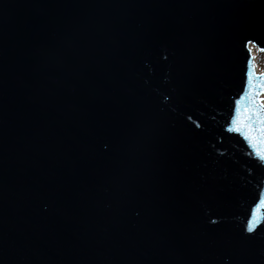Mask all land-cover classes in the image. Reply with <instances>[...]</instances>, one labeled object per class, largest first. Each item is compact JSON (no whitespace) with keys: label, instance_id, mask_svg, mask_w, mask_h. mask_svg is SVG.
Wrapping results in <instances>:
<instances>
[{"label":"water","instance_id":"1","mask_svg":"<svg viewBox=\"0 0 264 264\" xmlns=\"http://www.w3.org/2000/svg\"><path fill=\"white\" fill-rule=\"evenodd\" d=\"M253 43L264 0H0V264H264Z\"/></svg>","mask_w":264,"mask_h":264},{"label":"snow or ice","instance_id":"2","mask_svg":"<svg viewBox=\"0 0 264 264\" xmlns=\"http://www.w3.org/2000/svg\"><path fill=\"white\" fill-rule=\"evenodd\" d=\"M237 113L239 114V102H237ZM232 123L237 126L229 128L228 130L242 134L253 146L258 143L261 146L260 159L264 160V104L261 105V109L255 117L249 113L243 120L233 118ZM257 123L259 127H256ZM262 203H264V201H262ZM213 223H215V221H213ZM248 231H253L252 223H249Z\"/></svg>","mask_w":264,"mask_h":264},{"label":"rangeland","instance_id":"3","mask_svg":"<svg viewBox=\"0 0 264 264\" xmlns=\"http://www.w3.org/2000/svg\"><path fill=\"white\" fill-rule=\"evenodd\" d=\"M251 53L256 71L264 74V52L259 47L251 45ZM261 101L264 102V94L261 95Z\"/></svg>","mask_w":264,"mask_h":264},{"label":"bare ground","instance_id":"4","mask_svg":"<svg viewBox=\"0 0 264 264\" xmlns=\"http://www.w3.org/2000/svg\"><path fill=\"white\" fill-rule=\"evenodd\" d=\"M254 44V43H253ZM253 44H251V45H253ZM251 45L249 46V48H250V51H251ZM254 46H255V44H254ZM260 48V47H259ZM261 49V48H260ZM263 52H264V50L263 49H261ZM251 55H252V53H251ZM253 66H254V63H253ZM254 70L256 71V69H255V66H254ZM257 72V71H256ZM259 92V91H258ZM264 94V89L263 90H261L258 94H257V98H256V100H257V102L260 104V106L262 105V104H264V102H262L261 101V95H263Z\"/></svg>","mask_w":264,"mask_h":264}]
</instances>
